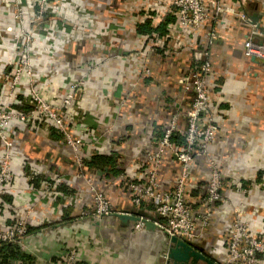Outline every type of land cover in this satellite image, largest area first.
Segmentation results:
<instances>
[{"label": "crops", "instance_id": "obj_1", "mask_svg": "<svg viewBox=\"0 0 264 264\" xmlns=\"http://www.w3.org/2000/svg\"><path fill=\"white\" fill-rule=\"evenodd\" d=\"M9 1L24 12L37 3ZM62 1L66 3L58 14L67 26L49 36H35L34 78L44 77L43 86L58 102L73 80L90 72L80 102L63 112L72 136L85 140L87 148L80 153L83 166L78 167L74 153L61 146V137L47 120L13 124L8 129L13 142V179L0 202V227L14 225L33 207L28 225L32 230L21 249L31 260L15 264H68L70 250L75 251L74 264H165L169 237L164 232L138 231L133 221L113 215L92 218L81 213L93 209L90 184L116 210L140 212L131 204L128 183L144 181L147 152L154 150L174 110L184 113L188 104L179 79L190 71L189 37L176 15L167 11L171 0ZM209 1L255 17L259 26L255 39L264 41V0ZM16 8L0 6V33L7 44L0 46L3 99L5 76L12 71L6 61L12 52L10 41L17 34ZM206 9L215 14L211 4L206 3ZM216 16L200 30L198 43L209 51L212 64L209 93L217 136L209 150L223 179V198L214 206L203 235L192 245L217 264H225L232 206L241 205L250 228L264 234V61L244 57L243 42L250 28L238 15L222 12ZM27 19L25 14L23 20ZM157 38L164 39L163 50L156 48ZM140 50L149 52L145 66L151 74L146 78L140 75L142 59L130 56ZM138 78L141 82L129 91L127 84ZM26 84V77H21L20 88ZM26 108L18 101L14 104L17 111ZM2 151L0 143V157ZM97 156L109 159V164L86 166ZM179 173L176 158L165 151L158 169L161 188L168 189ZM207 179L205 160L198 158L186 197L195 213L201 210L199 199ZM142 212L150 214L151 209Z\"/></svg>", "mask_w": 264, "mask_h": 264}, {"label": "built area", "instance_id": "obj_2", "mask_svg": "<svg viewBox=\"0 0 264 264\" xmlns=\"http://www.w3.org/2000/svg\"><path fill=\"white\" fill-rule=\"evenodd\" d=\"M64 3L66 1L37 0L36 6L26 7L24 12L16 8L13 1L0 0L1 7L16 8L18 22L16 37L10 41L12 52L6 61L7 66L12 68L11 73L5 76L6 98L3 99L0 95V143L3 147L0 157V202L6 187L13 179L11 168L13 142L8 132L13 124L31 125L36 119L47 120L56 128V132L61 137V146L69 148L74 153V161L78 167L83 166L80 153L87 148L85 140L72 136L63 112L66 108L74 107L80 102L90 72L73 80L68 93L58 102L54 101V96L49 93L47 87L43 86L44 77L39 81L34 78V60L37 53L35 36L36 34L49 36L67 26L58 14V9ZM206 3L212 5L215 14L211 15L207 12ZM167 11L176 15L179 26L189 37V48L192 53L190 71L179 79L188 104L184 113L177 109L174 110L163 127L161 136L155 141L154 150L147 152V170L144 181L130 182L128 188L133 208L140 211L136 214L153 217L156 220L155 224L168 237L175 236L192 244L203 235V231L208 227L214 213V206L223 198L224 186L219 168L209 150L217 136L216 115L211 108L209 93L212 64L209 51L199 47L198 33L210 20H216L217 14L228 12L238 15L239 19L250 28V33L243 42L245 58L264 61V41H256L255 37L259 34V28L246 14L236 13L233 8L219 7L209 0H171ZM25 14L28 16L27 20H23ZM213 35L214 31L211 32V36ZM154 42L156 48L160 50L166 46L162 38H157ZM0 46L7 47L1 33ZM48 52L52 53L53 49H49ZM130 56L140 57L142 59L140 75L145 78L150 76V69L145 66L149 52L140 50L131 53ZM23 76L26 77L27 84L20 88L19 82ZM140 80L141 78H138L129 82L128 90L132 91L141 82ZM16 101L21 105L25 104L28 110L22 112L15 110ZM181 120H184L183 126L180 124ZM175 134L182 137V146L173 144L172 137ZM167 150L172 152L179 163L180 173L174 183L164 190L159 182L158 169ZM198 158L205 160L208 179L205 191L199 199L201 210L195 213L186 197L191 170ZM89 186L93 209L81 213V216L100 218L115 214H134L116 210L102 192L92 184ZM147 207H150L151 215L142 212ZM32 211L33 207H30L15 221L14 225L0 227V249L6 245H15L20 250L22 249ZM143 228L144 225L141 222L135 223L136 230L140 231ZM225 242L227 247L225 264H264V234L256 233L250 228V224L244 219L241 205L231 207L229 233ZM74 262L75 251L70 250L67 263L74 264Z\"/></svg>", "mask_w": 264, "mask_h": 264}, {"label": "water", "instance_id": "obj_3", "mask_svg": "<svg viewBox=\"0 0 264 264\" xmlns=\"http://www.w3.org/2000/svg\"><path fill=\"white\" fill-rule=\"evenodd\" d=\"M254 24L257 25L256 18L251 17ZM259 28V26L257 25ZM254 61V59H252ZM120 220H131L134 223L141 222L146 229H161L155 224V219L145 214H115ZM167 235L166 233H164ZM168 236V235H167ZM165 264H217L214 262L202 248L194 247L192 244L183 241L175 236L169 237L167 254L165 255Z\"/></svg>", "mask_w": 264, "mask_h": 264}, {"label": "trees", "instance_id": "obj_4", "mask_svg": "<svg viewBox=\"0 0 264 264\" xmlns=\"http://www.w3.org/2000/svg\"><path fill=\"white\" fill-rule=\"evenodd\" d=\"M26 110H28V107ZM172 141L175 146L183 145V139L178 134L173 135ZM109 162V159L97 156L92 158L90 162L86 163V166L99 168L108 165ZM31 230L32 229H28L27 232H31ZM30 260L31 259L24 255V253L15 245H6L0 249V264H15L17 261L29 262Z\"/></svg>", "mask_w": 264, "mask_h": 264}]
</instances>
